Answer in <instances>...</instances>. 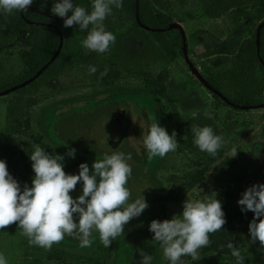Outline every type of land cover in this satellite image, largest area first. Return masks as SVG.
Listing matches in <instances>:
<instances>
[{
    "label": "rangeland",
    "instance_id": "obj_1",
    "mask_svg": "<svg viewBox=\"0 0 264 264\" xmlns=\"http://www.w3.org/2000/svg\"><path fill=\"white\" fill-rule=\"evenodd\" d=\"M209 2L210 0H178L168 3L167 10L173 23L181 25L184 30L187 58L206 82L229 70L230 64L219 63V58L228 57L232 60L238 48L228 46L221 55L215 52L230 39L241 42L252 36V31L245 24V17L233 11L218 19L206 18L203 11ZM109 17L114 23L123 21L125 25L132 21L124 1L123 8H113ZM117 41L119 43L110 48V54L99 58L101 73L105 68L115 71L118 73L115 79L104 81L99 76L95 80L74 64V55L69 52L67 56L71 62L60 58L52 75L42 77L33 86H27L19 95L10 93L0 97V160L6 162L9 173L18 179L22 189L25 184L31 186L35 176L30 160L33 145H39L53 156H64V170L75 175L79 174L81 163H87L91 167L95 160L84 159L81 155L71 158L66 155L68 148L49 143L41 130L42 120L51 114V105L55 102L88 96L92 92L101 93L102 100H107L103 98V94L112 90L115 91L108 100L115 106L113 114L97 122L91 130V138L98 148L106 149L107 138L122 142L126 135L128 145L140 154L145 150L143 136L147 133L146 121L134 111L130 122H123L122 126L116 124L115 118L123 109L124 100L143 101L150 105V82L161 72H166L167 77L162 82L163 92L159 94V111L155 114L152 110L150 117L157 115L169 135L176 132L178 147L164 158L156 157L152 166L156 179L162 183L163 196V200L155 207L158 211L155 220L162 222L182 214L183 203L188 197L203 200L209 195L214 198L215 194L222 203V209L234 214L241 208L238 201L242 198V193L255 184H264V108L237 111L225 106L222 98L215 97L190 72L182 56L172 58L170 65L165 68L153 61L156 53L152 49L148 50L147 56L141 58L137 40L131 39L129 43ZM27 48V45L15 41L7 50H0V85L12 84L21 76L24 65L19 52ZM118 87L125 90L117 92ZM13 100L25 107L26 114L17 135L16 155L9 161L3 154L2 146L6 110ZM193 125L209 126L214 134L223 138V145L215 157L201 152L194 144L191 132ZM233 148L238 150L234 158ZM198 170L204 172L202 181L187 189L186 184ZM151 191L152 186L145 180L132 183L131 192L136 198L142 195L148 198ZM71 194L74 199L78 197L79 188ZM253 218V212H244L240 217H232L227 227L245 258L244 264H264V248H261L258 241L251 242L249 224ZM150 223L151 221L148 222V227ZM131 224L134 228L137 221L134 220ZM92 239L93 244L88 248H81L80 244L70 245L63 240L46 250L29 245L22 230L11 225L0 229V253L4 254L8 264H117L121 254H126L128 264H139L141 260L137 254L116 248L119 237L109 248L101 244L98 233L94 232ZM156 250L161 264H169L163 258V250L158 243ZM199 255L198 260L183 256L180 264H228L225 262L227 257L217 255L206 247L199 250Z\"/></svg>",
    "mask_w": 264,
    "mask_h": 264
},
{
    "label": "trees",
    "instance_id": "obj_2",
    "mask_svg": "<svg viewBox=\"0 0 264 264\" xmlns=\"http://www.w3.org/2000/svg\"><path fill=\"white\" fill-rule=\"evenodd\" d=\"M123 1L127 5L132 21L125 25L123 21L114 23L109 16L104 20L105 29L116 36L115 43L111 44L109 50L104 54L96 52L85 54V49L82 48L81 42L86 38L87 31H80L78 26L65 28L63 26L64 18L54 15L51 11L55 0H34L26 12H15L7 16L0 12V50H7L15 41H20L21 44L28 46L27 49H22L19 52V58L24 65L21 76L12 84H1L0 91L28 80L50 60L59 44L58 32H60L63 39L62 48L58 56L35 81L27 86H33L42 77L52 75L54 66L60 58L71 62V59L67 56L69 52L73 53L74 64L81 70L88 72V65H94L97 68V72L90 75L97 80L102 68L99 58L110 54V48L117 44V40L123 41V43H129L131 39L137 40L140 57L144 58L147 56L148 50L152 49L156 53L153 61L165 68L170 65L172 58L177 55L182 56L183 42L178 30L172 29L164 32H148L144 30L139 26L135 18L136 0ZM173 1L178 0H138V19L140 23L155 30L169 27L173 21L167 13L168 3ZM73 3L76 6L85 7L89 12L91 11L92 0H73ZM229 11L245 17V24L249 31H252V36L241 40V42L236 39H230L218 50L219 52H215V54L221 55L222 51H225L228 46L230 48L235 46L238 48L232 60H229L228 57L219 56L221 57L219 58V63L227 62L230 64V68L226 73L210 78L207 82L212 91L219 93V95L213 94L215 97H225L232 106L225 102L224 105L239 111L240 107L243 106H255L264 103V26L261 27L259 33V55L256 53L255 44L256 28L260 22L264 21V0H210L204 7L203 13L206 18L213 20L220 18ZM117 77V72L107 71V75L103 76L101 80L106 81ZM165 77H167V73L161 72L157 78L150 82V105L145 104L143 101L124 100L126 106L125 121L127 123L130 122L131 113L134 111L141 114L146 121L147 132L150 124L154 121H158L160 126H162L158 116L151 118L150 113L152 110L155 114L159 111V94L163 92L162 82ZM27 86L12 93L19 95ZM123 90L125 89L122 87L117 88V92H122ZM113 91L115 90L103 94V98H107V100H102L101 93L92 92L88 96L53 103L51 105V114L42 120L41 130L49 143L68 149L74 148L76 149V156L79 157L81 155L87 160L103 159L105 154L111 155L114 152L131 154L132 159L127 162L132 167V175L126 186L131 192V186L134 181L145 180L152 186V191L148 198L144 196L149 207L140 217L132 219L125 226V232L119 236L116 248L127 250L128 253L137 254L139 257L140 254L137 250L143 249L146 254L153 257L152 263L161 264L162 261L156 250V242L152 241L154 233L149 231L147 225L149 221L157 219L158 211L155 207L157 203L163 200L162 183L156 179L152 168L156 157L149 160L146 149H143L138 154L128 145L126 135L119 148L107 147L106 149L98 148L90 135L92 128L97 122L112 116L115 106L108 98L111 97ZM25 114V107L17 100L11 101L7 107L2 147L3 154L9 161L14 159L16 155L17 135L23 125L22 120ZM117 125L122 126L123 123ZM65 172L73 174L69 170H65ZM203 175V170L196 171L185 187L189 189L197 185L202 181ZM14 178L18 181L16 177ZM76 188H79L81 195L82 184L78 183ZM135 199L136 197L131 192L130 202ZM223 211L226 223L222 230L209 234L210 244L206 248L217 255L227 257L225 262L228 264H236V258L231 255V250L226 246L227 243L232 242L237 247L227 224L231 222L232 217H240L244 212L241 211V208L234 214ZM134 220L137 221V225L132 228L131 222ZM12 226H18V223ZM64 240V243L70 245L79 244L78 240H73V238L67 236ZM119 258L117 264H128L126 254L119 255Z\"/></svg>",
    "mask_w": 264,
    "mask_h": 264
},
{
    "label": "clouds",
    "instance_id": "obj_3",
    "mask_svg": "<svg viewBox=\"0 0 264 264\" xmlns=\"http://www.w3.org/2000/svg\"><path fill=\"white\" fill-rule=\"evenodd\" d=\"M33 2L0 0V12L6 16L26 12ZM113 8L122 9L123 0H92L90 12L85 7L74 5L73 0H55L51 11L64 18L65 28L78 26L80 31H87L81 42L85 54H104L116 41V36L107 31L103 23ZM107 71L105 68L101 78L107 75ZM88 72L95 74L97 68L88 65ZM205 115L211 118L210 114ZM191 132L193 142L201 152L213 157L217 155L223 138L214 134L211 127L193 125ZM176 135L175 131L169 135L158 121L152 122L143 136L148 159L164 158L169 152H174L178 147ZM33 148L30 160L35 176L31 186L25 184L23 189L9 173L6 162L0 160V229L18 223L29 245L50 250L67 236L78 240L81 248H88L93 244L95 232L101 244L109 248L117 237L124 234L125 226L149 207L144 195L130 202L131 192L126 185L132 175V167L127 162L132 159L131 154H105L91 167L81 163L79 174L73 175L64 170V156H53L39 145H33ZM75 154L74 148L66 153L71 158H75ZM237 154L238 150L233 148L232 157ZM78 183L82 184V194L74 199L70 193L75 191ZM238 204L242 212L254 213L249 224L251 242L258 241L264 248V184L249 187L242 193ZM225 223L222 203L215 194L214 198L209 195L203 200L188 197L183 203L182 214L162 222L152 220L149 231L154 233L152 241L162 248L163 258L169 264H180L183 256L200 259L199 250L210 244L209 234L222 230ZM226 246L236 258V264H244L241 251L232 242ZM137 251L141 257L139 264H152L151 255L143 249ZM0 264H8L2 253Z\"/></svg>",
    "mask_w": 264,
    "mask_h": 264
},
{
    "label": "water",
    "instance_id": "obj_4",
    "mask_svg": "<svg viewBox=\"0 0 264 264\" xmlns=\"http://www.w3.org/2000/svg\"><path fill=\"white\" fill-rule=\"evenodd\" d=\"M138 7H139L138 6V0H136L135 1V11H136L135 18H136V21L139 24V26L141 28H143L144 30H146L148 32H153V31L164 32V31H169V30H172V29H176V30H178L180 32V34L182 36V42H183L182 54H183L184 62L188 65V68H189L190 72L199 80V82L201 84H203L206 88H210L209 84L200 76V74L197 72L196 68L190 63V61L187 58L186 39H185L184 30L182 29L181 25L172 23L169 27H167L165 29H158V30L145 27V26H143L140 23V21L138 19ZM263 26H264V21H262V22H260L258 24V26L256 28V32H255V44H256V53H257V55H259V33H260L261 27H263ZM58 35H59V44L57 46V49H56L55 53L50 58V60L34 76L29 78L28 80H25L24 82H22V83H20L18 85L12 86V87H10V88H8L6 90L0 91V97L1 96H5L7 94H10V93H12V92H14V91H16L18 89H21V88L29 85L31 82L35 81L51 63H53L55 58L58 56V54H59V52H60V50L62 48V44H63V39H62V36H61L60 32H58ZM213 93L215 95H219V93L217 91H213ZM220 98H222L224 102H226V103H228L229 105L232 106V104L229 103L225 97H221L220 96ZM253 108H264V103L260 104V105H255V106H243V107H240L241 110H249V109H253ZM123 116H124V112H120L117 115V117H116V123L117 124H121L122 123ZM106 145L109 148H118L121 145V141H117L116 142V141H111L110 139H106Z\"/></svg>",
    "mask_w": 264,
    "mask_h": 264
},
{
    "label": "flooded vegetation",
    "instance_id": "obj_5",
    "mask_svg": "<svg viewBox=\"0 0 264 264\" xmlns=\"http://www.w3.org/2000/svg\"><path fill=\"white\" fill-rule=\"evenodd\" d=\"M53 26V25H52ZM182 57H183V54H182ZM183 60H184V58H183ZM186 64V63H185ZM187 65V64H186ZM188 66V65H187ZM208 83V82H207ZM203 85V84H202ZM204 86V85H203ZM210 86V85H209ZM208 90H210L212 93H213V91H212V89L211 88H207ZM214 94V93H213ZM120 112H124V116H123V120H122V123L123 122H126L125 121V115H126V106H125V104H124V107H123V109L121 110V111H119L118 113H117V115L120 113ZM117 117V116H116ZM115 121H116V118H115ZM126 131V126H125V128H124V132ZM108 139V138H107ZM121 144H122V142H121ZM119 148V147H118Z\"/></svg>",
    "mask_w": 264,
    "mask_h": 264
}]
</instances>
